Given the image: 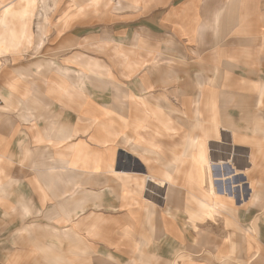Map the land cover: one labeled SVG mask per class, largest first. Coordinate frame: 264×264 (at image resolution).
<instances>
[{"label": "crops", "instance_id": "obj_1", "mask_svg": "<svg viewBox=\"0 0 264 264\" xmlns=\"http://www.w3.org/2000/svg\"><path fill=\"white\" fill-rule=\"evenodd\" d=\"M12 1L0 264H264V0Z\"/></svg>", "mask_w": 264, "mask_h": 264}, {"label": "rangeland", "instance_id": "obj_2", "mask_svg": "<svg viewBox=\"0 0 264 264\" xmlns=\"http://www.w3.org/2000/svg\"><path fill=\"white\" fill-rule=\"evenodd\" d=\"M2 2V0H0ZM15 1V0H14ZM14 1H12V5H14ZM43 1V0H42ZM46 1V0H45ZM55 6H36L35 10H34V14L33 17L35 16L36 18L34 19V21H39L42 18L40 17L42 13L46 14H63L65 11H69L71 16H78V15H83V14H93L92 16L96 15H104L106 16L108 13L109 14H117L119 12H123L125 11L129 6L127 5L125 0H102L98 5L96 6H91L88 5L87 10H83L80 12H76V4L75 3H86L87 0H52ZM40 2V0H38L36 3L37 4H41L38 3ZM46 4V2H45ZM48 4H51V0L48 1ZM68 4V10L66 9L67 7L65 5ZM104 4H107L104 6ZM60 5V6H58ZM85 6V5H84ZM64 10V12L62 13V11ZM136 9V13L138 12V8ZM262 9H264V1H263V5H262ZM5 10V9H4ZM4 10L0 11V18L2 13L4 12ZM46 12V13H45ZM47 15V14H46ZM50 19V18H49ZM37 25V24H36ZM43 41V40H42ZM39 42H41V40H39ZM264 106V103L262 104Z\"/></svg>", "mask_w": 264, "mask_h": 264}, {"label": "bare ground", "instance_id": "obj_3", "mask_svg": "<svg viewBox=\"0 0 264 264\" xmlns=\"http://www.w3.org/2000/svg\"><path fill=\"white\" fill-rule=\"evenodd\" d=\"M26 1L29 3H32L35 0H26ZM16 11H19V14L26 15V8L17 9ZM13 15H14V13H13ZM2 20H4V18H2ZM0 41H1V36H0ZM13 41H14V38H10L9 43L11 44Z\"/></svg>", "mask_w": 264, "mask_h": 264}]
</instances>
